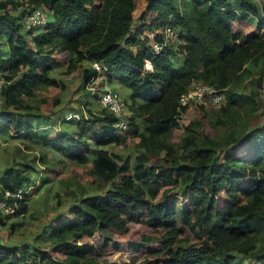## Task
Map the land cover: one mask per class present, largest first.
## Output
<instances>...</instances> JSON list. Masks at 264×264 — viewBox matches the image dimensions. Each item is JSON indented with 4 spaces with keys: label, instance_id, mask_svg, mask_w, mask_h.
<instances>
[{
    "label": "trees",
    "instance_id": "obj_1",
    "mask_svg": "<svg viewBox=\"0 0 264 264\" xmlns=\"http://www.w3.org/2000/svg\"><path fill=\"white\" fill-rule=\"evenodd\" d=\"M40 6L46 24L26 29L24 18ZM246 23L254 27L246 30ZM167 26L178 36L154 53L151 40H163ZM0 43L1 134L16 132L26 144L47 132L39 143L42 185L54 170L46 146L63 162L92 159V175L107 184L49 220L41 232L48 246L0 237V264H264V118L253 121L262 84L249 66L262 61L264 69V0H1ZM92 61L104 63L111 84L119 79L114 88L126 102V130L88 101L80 119L41 108L39 89L66 85L51 75L53 66L66 63L72 71L83 63L87 84ZM196 82L221 89L226 102L193 104L194 120L178 124L189 108L180 98ZM61 116L81 131L43 128ZM114 142L135 150L122 156L106 147ZM164 151L166 166L157 168L152 158ZM24 164L30 173L17 161L0 166V200L17 201L14 212L0 210V224L29 211V192L5 193L30 186L42 170ZM159 188V196L149 191ZM89 239L95 246L80 253L79 243Z\"/></svg>",
    "mask_w": 264,
    "mask_h": 264
},
{
    "label": "rangeland",
    "instance_id": "obj_2",
    "mask_svg": "<svg viewBox=\"0 0 264 264\" xmlns=\"http://www.w3.org/2000/svg\"><path fill=\"white\" fill-rule=\"evenodd\" d=\"M253 27L254 26L249 23L245 24L246 30ZM4 45L0 43L1 51L3 50V47L5 48ZM261 62L262 61H260L257 65L251 64L249 66L252 67L253 78L254 76L256 78L259 77V79L261 80V84L264 85V69ZM85 68L86 66L83 63L79 64L78 67L72 71L68 70L66 63L53 66V68H51L50 70L51 75L58 78L60 81L65 82L66 85L65 88L62 89L59 87L51 86L49 88H41L37 91L38 98L42 97L46 100L41 103L42 110H57L59 112L64 110L67 112L66 114H68L70 110L78 108L84 113V115H86V113L81 108V102L89 93V90L85 85L86 82L84 81ZM115 79L112 82L111 86L118 87L119 79L116 76ZM239 85L240 88L245 85L244 79L241 80ZM55 100H58V103H54ZM27 101L29 102V100L25 99V104H27ZM258 101L261 105V108L258 112L255 113V116L253 117L254 122H261L264 118V98L260 95V91ZM193 104L197 103L190 102L187 105L189 106V108L185 112V114L179 117L178 124H188L190 121L194 120L196 115L192 106ZM28 105L30 106V104ZM205 106L210 108H217L212 104H208ZM54 117H57V114L54 115ZM63 123L64 121L59 122L57 120L54 123H50L52 126H55V128L45 126L44 128H46L45 130L49 131V133L51 134L56 133L57 130H64V128H72L70 132H72V130L78 132L81 131L82 125H77L73 122H69L67 126H65ZM206 133L207 130L204 127H201L198 130V134L200 137H204ZM11 134L12 136L7 137L0 135V166H3V164H11L17 161L20 162L24 167L27 166L24 163H31L35 165V167L42 170H40V173L37 176L36 180L31 181L30 186H28L29 195L27 199L30 201V206L27 214L23 217L20 216L22 218L19 219L21 221V224L12 226L11 221L18 220V216L10 217L8 219L9 223L7 222V225L0 224V236H2L3 240L11 243H16L18 245L28 243L31 246H36L37 244L40 245L41 242V245L48 246L49 244L43 243L44 240H41V238H44V235H42L41 232L44 226H47L49 220L51 218H54L59 213L67 216L68 209L71 203L78 202L79 198L86 194L96 193L99 191L102 192L104 188L107 187V184L100 178L92 175L90 171L91 166L93 165L92 159L83 164H77L69 160L63 162V159H61L62 156H55V153L53 151L44 148V150H46L47 152V155L51 158V165L54 167V170L49 173V179L51 181L42 185L43 178H45V171L43 170L46 169L45 166L40 163L39 156L42 153L43 148L31 149L30 151L26 147V145H28V142L25 144L21 140H18L17 137H14L17 136L16 132ZM181 134L182 128H176L174 130L172 140L178 142L180 140ZM48 139V134L47 132H45L42 135V140L35 142H45ZM32 147L34 148V146ZM108 148L112 151L118 152L122 156H125L127 155V153H131L132 150H135V147L133 145L122 146L118 145L115 142L111 143ZM177 151L181 153V148H177ZM23 154L26 155L23 156ZM164 158L165 151L161 152L160 155L153 157L152 161L154 163V166L157 168L160 166L165 167L166 162L164 161ZM24 171L27 172L26 170H23V172ZM52 184L53 190L50 189V185ZM149 191L154 196H159L162 194V188L149 189ZM171 200L174 201L175 198L172 197ZM176 210V218L183 219L184 213L179 206L176 207ZM92 246H95L92 240H82L79 243L78 250L80 253H86L92 248ZM124 254V252L114 254L113 258H124ZM106 255L107 253H105V257Z\"/></svg>",
    "mask_w": 264,
    "mask_h": 264
},
{
    "label": "built area",
    "instance_id": "obj_3",
    "mask_svg": "<svg viewBox=\"0 0 264 264\" xmlns=\"http://www.w3.org/2000/svg\"><path fill=\"white\" fill-rule=\"evenodd\" d=\"M48 11L46 8L40 6L29 12L24 18V25L26 29L37 28L46 24ZM178 36V32L171 26H167L165 30L164 39L160 41L151 40V46L154 53H159L163 48L173 41ZM91 66L93 74L86 84L87 89L91 94L98 95V102L101 109L112 112L116 117L115 126L119 130H126L128 127V120L126 114L128 113L126 102L122 95L116 90L108 79L107 68L103 62L92 61ZM5 79L0 78V87ZM260 95L264 98V85L259 88ZM190 102H195L203 105L212 104L213 106L220 107L226 102L225 93L221 89L214 88L212 85L204 82H196L191 89L183 94L180 98V104L187 105ZM83 114L80 112H71L66 115L67 119H80ZM6 195L13 196L14 198H21L23 189L17 192L6 190ZM17 208V201L14 205H9L5 200H0V210L6 213H12ZM24 264H33L32 259H27Z\"/></svg>",
    "mask_w": 264,
    "mask_h": 264
},
{
    "label": "crops",
    "instance_id": "obj_4",
    "mask_svg": "<svg viewBox=\"0 0 264 264\" xmlns=\"http://www.w3.org/2000/svg\"><path fill=\"white\" fill-rule=\"evenodd\" d=\"M114 76V75H113ZM115 79V78H114ZM116 80V79H115ZM97 95V94H96ZM96 96L94 95H92V94H90V93H88L86 96H85V98H84V100L81 102V108H82V110L83 111H85L86 110V108H87V106H86V102L88 101L89 103H91L93 106H94V109H96V110H98V109H101L100 108V105H99V102H98V99H96L95 98ZM72 111H79V112H82L80 109H77V110H70L69 112H68V114L69 113H71ZM64 115V114H63ZM62 115V116H63ZM62 116L61 117H59L58 119H56V121L58 120L59 122L60 121H62ZM57 117H58V114H57ZM57 117H55V118H57ZM55 122V121H54ZM53 122V123H54ZM69 122H64L63 124L65 125V126H67V124H68ZM45 127H54L55 128V126H52L51 124H47V125H45ZM44 128V127H43ZM44 129H46V128H44ZM71 129L72 128H68V129H66V128H64V130H66V131H71ZM58 131V130H57ZM72 131H74V130H72ZM4 132V131H3ZM3 132H0V135H2L1 133H3ZM120 133H122V132H120ZM27 138V137H26ZM19 140V139H18ZM27 142L28 143H33V142H35L34 140H33V142H32V140H30V139H28L27 138ZM39 143H41V142H36V145L37 146H34V148L33 147H31V148H27L28 150H30L31 151V149H41V146H39ZM111 144V143H110ZM109 144V145H110ZM109 145H107L106 147H108ZM46 149H48V150H51L48 146H46L45 147ZM52 151V150H51ZM89 154V153H88ZM23 156H25V154H23ZM21 166H22V164H21ZM23 169L24 170H26L27 172H25V173H30L31 171H32V168H30V166H25V167H23ZM22 189H23V191H24V193H27L28 192V186L27 187H22ZM29 201V200H28ZM29 203H30V201H29ZM19 219H22L21 217H18V220H16V221H11V222H13V223H17L18 225H20L21 224V221L19 220ZM23 220H24V218H23ZM22 220V221H23ZM8 222V221H7ZM7 222L5 223L6 225H7ZM10 222V223H11ZM9 223V222H8ZM1 237V239H2V236H0ZM3 240V239H2ZM3 241H5V242H7L6 240H3ZM7 243H11V242H7ZM12 244H16V243H12Z\"/></svg>",
    "mask_w": 264,
    "mask_h": 264
}]
</instances>
